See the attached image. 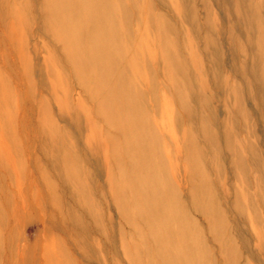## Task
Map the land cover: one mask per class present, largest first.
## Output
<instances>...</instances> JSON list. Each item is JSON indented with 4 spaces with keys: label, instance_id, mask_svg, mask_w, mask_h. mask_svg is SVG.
<instances>
[{
    "label": "rangeland",
    "instance_id": "374dc122",
    "mask_svg": "<svg viewBox=\"0 0 264 264\" xmlns=\"http://www.w3.org/2000/svg\"><path fill=\"white\" fill-rule=\"evenodd\" d=\"M133 2L123 4L126 26L130 40L141 38L144 46L127 54L139 61V74L125 72L152 121L161 187L175 192L204 264H264V51L258 42L264 0ZM43 4L0 0L1 86L10 95L14 120L24 119L29 138L14 143V155L21 162L28 157L23 169L31 173L32 191L40 194L32 195L30 208L10 225L1 212L0 245L11 249V264L154 261L145 227L121 209L113 190L115 164L107 169L102 164L105 149L110 152L102 144L105 136L120 143V131L107 123L63 44L48 29ZM14 11L20 15L15 24ZM145 11L150 17L144 19ZM162 37L172 47L176 73L166 49L160 51ZM16 91L21 95L14 96ZM11 120L5 125L14 136ZM91 126L97 133L93 151L85 142ZM200 178L206 185L200 196L210 213L193 199ZM6 183L0 175L1 187ZM144 204L156 209L152 200ZM20 244L28 245L22 258L16 256ZM47 251L53 254L49 261L44 260Z\"/></svg>",
    "mask_w": 264,
    "mask_h": 264
},
{
    "label": "bare ground",
    "instance_id": "6f19581e",
    "mask_svg": "<svg viewBox=\"0 0 264 264\" xmlns=\"http://www.w3.org/2000/svg\"><path fill=\"white\" fill-rule=\"evenodd\" d=\"M130 1L133 2V0ZM253 3L257 10L259 5L255 1ZM123 4H125V0H45V4H43L44 17L50 32H53L54 36L63 44L66 56L73 68L80 74L82 83L90 95L98 101L100 112L105 114L107 123L114 125L120 131L122 137L120 143L105 136V142L102 144L109 146L110 152L108 153V149H105L107 153L102 156V164L106 169L110 164H115L118 177L111 180V183L115 194L119 197L120 207L129 218H133V221L139 220L138 222L145 227L150 246L153 245V250L149 252L152 253L155 260H145L146 264H204L205 261L195 246L193 239L195 236L191 234L183 219V212L175 192L161 187L160 167L153 156L159 146L156 138L149 131L152 121L146 115L141 94L134 89L129 75L125 72L126 69V71L139 74V61L134 55L127 57V54H130L131 50L133 53H137V47L144 46V40L140 38L136 43L130 40L133 35L126 26L127 13L123 9ZM19 5L21 4L19 3ZM133 5L139 11L141 6L139 1H136L135 4L133 2ZM14 12L15 17L11 22L19 23L16 19L20 15L16 13L17 11ZM148 16L150 17V14L145 11L143 18ZM255 18L259 17L256 15ZM123 26V32L120 33L119 28ZM258 42L264 51V28H261ZM159 46L160 51L165 48L166 50L162 51L170 55L169 60L176 69L171 72L176 73L178 65L174 60L172 47L168 46L164 37L161 38ZM3 80L0 76V175L4 176L7 183L4 187L0 185L2 199L0 215L2 211H5L7 224L10 225L13 221L22 218L30 208L32 195L34 198H38L40 194L32 191L31 173L23 169V166L27 162L29 163L28 157H24L21 162V159L18 160L14 155V143L16 145L29 142V138L24 119L14 120L15 113L13 116V111L15 109L11 107L7 89L1 86ZM18 94L21 95L19 91L14 92V96ZM177 99L185 107L180 93ZM5 108L7 110L10 108L8 117L4 116ZM7 119L14 121V131H12L14 136L7 130L5 125ZM93 128L94 126H91V133L85 139L90 151H93L94 140L97 139V133ZM191 160L195 161L193 157ZM190 167L194 176L193 171L196 169L194 162ZM205 186V181L199 180V183L193 186L192 194L195 204L210 213L209 206L205 205V201L200 196L202 191H205ZM81 197L84 202L87 201L84 195L81 194ZM147 200L154 201L156 209H148L144 204ZM89 205L91 209L94 208L92 204ZM39 220L43 221V218L39 217ZM9 228L8 226L5 230L7 233H9ZM136 228H138L136 230L138 234L142 233L139 227L136 226ZM141 235L143 237V234ZM1 236L3 234H0V242L3 241ZM10 240L6 238L4 242H10ZM6 245L4 248L7 247ZM9 245L11 246L10 243ZM2 247L0 245V253L6 250ZM16 247L18 248L16 256L22 258L28 245L20 244ZM39 248L42 250L41 247ZM181 249L183 253H179L178 250ZM6 251L7 254L4 253L1 256V264H11V261H14L11 249ZM45 254L44 260H51L52 252L47 251ZM182 255H184L183 259L180 258ZM37 263L44 264L41 261Z\"/></svg>",
    "mask_w": 264,
    "mask_h": 264
}]
</instances>
